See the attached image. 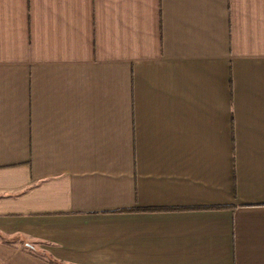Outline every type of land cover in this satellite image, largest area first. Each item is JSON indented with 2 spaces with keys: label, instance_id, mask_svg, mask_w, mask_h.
<instances>
[{
  "label": "crops",
  "instance_id": "obj_1",
  "mask_svg": "<svg viewBox=\"0 0 264 264\" xmlns=\"http://www.w3.org/2000/svg\"><path fill=\"white\" fill-rule=\"evenodd\" d=\"M0 264H264V0H0Z\"/></svg>",
  "mask_w": 264,
  "mask_h": 264
}]
</instances>
